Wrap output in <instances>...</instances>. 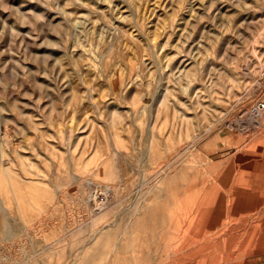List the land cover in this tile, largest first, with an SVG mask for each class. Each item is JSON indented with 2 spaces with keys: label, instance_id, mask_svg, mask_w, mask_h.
Segmentation results:
<instances>
[{
  "label": "rangeland",
  "instance_id": "1",
  "mask_svg": "<svg viewBox=\"0 0 264 264\" xmlns=\"http://www.w3.org/2000/svg\"><path fill=\"white\" fill-rule=\"evenodd\" d=\"M262 101L264 0H0V264H264Z\"/></svg>",
  "mask_w": 264,
  "mask_h": 264
},
{
  "label": "built area",
  "instance_id": "2",
  "mask_svg": "<svg viewBox=\"0 0 264 264\" xmlns=\"http://www.w3.org/2000/svg\"><path fill=\"white\" fill-rule=\"evenodd\" d=\"M253 110H256V111L259 112V113L264 112V101L259 102V103L254 107Z\"/></svg>",
  "mask_w": 264,
  "mask_h": 264
},
{
  "label": "bare ground",
  "instance_id": "3",
  "mask_svg": "<svg viewBox=\"0 0 264 264\" xmlns=\"http://www.w3.org/2000/svg\"><path fill=\"white\" fill-rule=\"evenodd\" d=\"M252 115L257 117L258 115H260L261 113L257 112L256 110H252Z\"/></svg>",
  "mask_w": 264,
  "mask_h": 264
},
{
  "label": "crops",
  "instance_id": "4",
  "mask_svg": "<svg viewBox=\"0 0 264 264\" xmlns=\"http://www.w3.org/2000/svg\"><path fill=\"white\" fill-rule=\"evenodd\" d=\"M198 223H200V222H198Z\"/></svg>",
  "mask_w": 264,
  "mask_h": 264
}]
</instances>
